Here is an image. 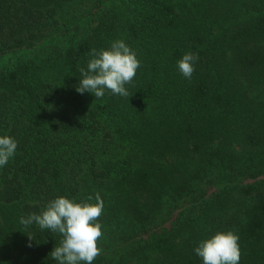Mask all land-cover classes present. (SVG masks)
Masks as SVG:
<instances>
[{
  "label": "trees",
  "instance_id": "trees-1",
  "mask_svg": "<svg viewBox=\"0 0 264 264\" xmlns=\"http://www.w3.org/2000/svg\"><path fill=\"white\" fill-rule=\"evenodd\" d=\"M116 40L140 61L133 95L78 93ZM0 136L18 143L0 264H57L61 235L21 217L97 193L92 264H203L199 242L229 230L240 264H264V0H0Z\"/></svg>",
  "mask_w": 264,
  "mask_h": 264
},
{
  "label": "clouds",
  "instance_id": "clouds-1",
  "mask_svg": "<svg viewBox=\"0 0 264 264\" xmlns=\"http://www.w3.org/2000/svg\"><path fill=\"white\" fill-rule=\"evenodd\" d=\"M89 55L87 68L80 69L82 79L76 91L102 98L107 90L129 99L133 94L126 85L132 83L140 67L136 53L123 40H116L110 48L92 49ZM197 60L196 54L188 52L178 61V69L186 79H191ZM17 147L14 138L0 136V168L15 155ZM87 199L91 201L92 197ZM95 200L96 203H80L57 197L48 202L41 213L21 217L20 223L25 227L36 224L41 230L61 235L59 246L50 253L57 264H92L101 254L99 240L103 236L102 225L97 221L103 213L104 202L99 193ZM194 251L203 264H240L239 236L231 230L219 231L201 240Z\"/></svg>",
  "mask_w": 264,
  "mask_h": 264
}]
</instances>
